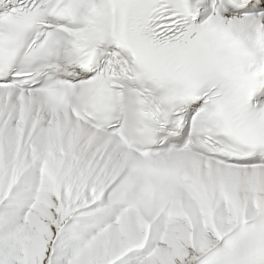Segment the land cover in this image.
Masks as SVG:
<instances>
[{
  "label": "snow or ice",
  "instance_id": "snow-or-ice-1",
  "mask_svg": "<svg viewBox=\"0 0 264 264\" xmlns=\"http://www.w3.org/2000/svg\"><path fill=\"white\" fill-rule=\"evenodd\" d=\"M0 264H264V0H0Z\"/></svg>",
  "mask_w": 264,
  "mask_h": 264
}]
</instances>
